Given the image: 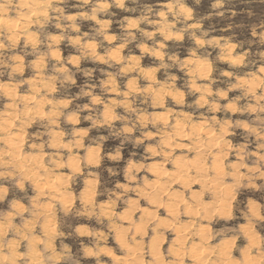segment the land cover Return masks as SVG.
<instances>
[{
	"label": "rangeland",
	"instance_id": "rangeland-1",
	"mask_svg": "<svg viewBox=\"0 0 264 264\" xmlns=\"http://www.w3.org/2000/svg\"><path fill=\"white\" fill-rule=\"evenodd\" d=\"M0 264H264V0H0Z\"/></svg>",
	"mask_w": 264,
	"mask_h": 264
}]
</instances>
